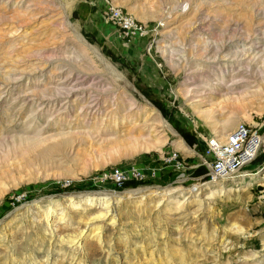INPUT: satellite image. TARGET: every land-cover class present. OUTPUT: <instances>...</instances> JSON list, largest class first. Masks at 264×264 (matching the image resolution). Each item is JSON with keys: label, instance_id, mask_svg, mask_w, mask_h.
Wrapping results in <instances>:
<instances>
[{"label": "rangeland", "instance_id": "374dc122", "mask_svg": "<svg viewBox=\"0 0 264 264\" xmlns=\"http://www.w3.org/2000/svg\"><path fill=\"white\" fill-rule=\"evenodd\" d=\"M242 121L264 0H0V264H264V182L199 155Z\"/></svg>", "mask_w": 264, "mask_h": 264}, {"label": "built area", "instance_id": "2783aa9c", "mask_svg": "<svg viewBox=\"0 0 264 264\" xmlns=\"http://www.w3.org/2000/svg\"><path fill=\"white\" fill-rule=\"evenodd\" d=\"M113 18L124 28L132 27L131 19L118 11ZM194 150V149H193ZM194 152H197L194 150ZM199 154V153H198ZM202 165L208 167L206 183H219L229 180L255 179L264 182V125L242 121L237 123L225 140L212 137L205 148V157L199 154ZM119 180L123 173L115 172Z\"/></svg>", "mask_w": 264, "mask_h": 264}, {"label": "bare ground", "instance_id": "6f19581e", "mask_svg": "<svg viewBox=\"0 0 264 264\" xmlns=\"http://www.w3.org/2000/svg\"><path fill=\"white\" fill-rule=\"evenodd\" d=\"M96 53L98 54V56L100 57V59L102 60V62H104L105 63V65H106V67L109 69V70H111L112 72H114L115 74H116V69H114L112 66H110V64L108 63V62H106L105 60H103V58H102V56L96 51ZM168 128L171 130V131H173L174 133H175V131L173 130V128H171L170 126H168ZM229 135V134H228ZM227 135V136H228ZM215 192V191H214ZM220 192H222V190L220 191ZM213 194H216V193H213ZM110 196V199L109 200H112L111 198L112 197H114V195L113 194H111V195H109ZM212 197V196H211ZM210 197V198H211ZM110 206V205H109Z\"/></svg>", "mask_w": 264, "mask_h": 264}, {"label": "water", "instance_id": "95a60500", "mask_svg": "<svg viewBox=\"0 0 264 264\" xmlns=\"http://www.w3.org/2000/svg\"><path fill=\"white\" fill-rule=\"evenodd\" d=\"M192 149V148H191ZM196 154H198V152H195Z\"/></svg>", "mask_w": 264, "mask_h": 264}]
</instances>
